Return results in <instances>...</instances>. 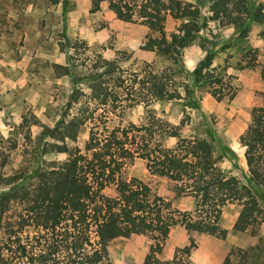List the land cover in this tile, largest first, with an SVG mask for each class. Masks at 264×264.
Segmentation results:
<instances>
[{
  "label": "trees",
  "instance_id": "obj_1",
  "mask_svg": "<svg viewBox=\"0 0 264 264\" xmlns=\"http://www.w3.org/2000/svg\"><path fill=\"white\" fill-rule=\"evenodd\" d=\"M49 2L65 6L69 0ZM104 4L118 20L146 25L150 33L143 49L172 62L162 70L147 65L132 74L134 79L131 74L115 78L126 82L130 107L182 99L193 103V88L186 85L182 95L175 75L183 70L185 51L207 25L206 12L221 27H232L240 40L248 39L252 24H264V0H91L90 12L100 11ZM168 16L180 22L170 35L165 30ZM202 40L207 42L204 37ZM201 45L205 54L190 73L193 85L208 83L211 95L221 101L229 96L225 76L216 67L211 68L215 53ZM243 60L246 62L241 69L259 70L264 80V64L258 60L257 48L249 49ZM95 67L98 71L89 76L95 108L82 106L73 117L65 114L54 125L38 116H33L31 122L24 118L25 125L39 127L38 140L44 152L67 157L52 168L35 169L31 182H8L11 186L0 193V229L6 234L0 244V264H113L110 243L134 236L149 243L146 264H191L196 248L194 233L227 237L228 230L221 225L227 205L238 204L241 208L234 224L236 232L257 228L264 222V207L254 188L264 189V92L258 94L260 102L253 107L250 123L240 136L249 171L247 182L242 183L219 167L209 132L182 136L176 126L153 114L139 125L111 126V111L97 112L121 97V92L111 91L105 82L106 75L120 68L104 58H99ZM56 70L60 75L70 73L63 65ZM81 95L78 88L74 100L79 102ZM88 123L92 124L89 138L80 144L79 135ZM25 137L31 139L29 133ZM171 138H178L176 145L168 144ZM16 147L13 144L12 148ZM136 157L146 161L151 174L176 182L180 192L194 200L195 210L173 208L142 181L125 180V161ZM111 187L115 195L107 192ZM12 203L22 207L15 225L7 216ZM176 226L186 229L189 243L176 248L170 259H164L166 243ZM27 228L37 230V234L25 236ZM229 262L228 256L224 264Z\"/></svg>",
  "mask_w": 264,
  "mask_h": 264
},
{
  "label": "rangeland",
  "instance_id": "obj_2",
  "mask_svg": "<svg viewBox=\"0 0 264 264\" xmlns=\"http://www.w3.org/2000/svg\"><path fill=\"white\" fill-rule=\"evenodd\" d=\"M90 8L91 0H69L65 6L53 5L49 0H0V193L11 186L8 182H31L35 169H49L66 159L65 154L44 152L43 143L38 140L39 127L25 125L24 118L31 122L33 116H38L54 125L65 114L73 117L82 106L89 104L91 110L95 108L97 102L91 99L89 76L98 71L95 66L99 58L114 61L120 68L106 75L105 82L111 91L121 92V97L114 104L101 106L97 112L111 111V126L139 125L153 114L176 126L182 136L209 132L214 139L219 167L246 183L249 171L240 136L250 123L253 107L260 102L258 94L264 92V80L259 70L241 69V66L251 48L258 49V60L264 64V24H252L248 39L240 40L234 36L232 27H221L211 21L205 10L207 25L185 51L183 70L175 75L182 95L186 85L193 88V103L182 99L130 107V101L126 100L129 94L124 88L126 82L115 78H127L131 74L134 79L132 74L143 71L147 65L162 70L172 62L143 49L150 33L146 25L118 20L105 4L96 13H91ZM179 24L168 16L167 34L176 31ZM201 44L215 53L211 68L216 67L225 76L229 96L221 101L211 95L208 83L193 85L190 73L205 54ZM58 65L66 66L70 73L60 75L56 70ZM78 88L82 93L79 102L74 100ZM91 127L88 123L82 128L80 144L89 138ZM25 133L31 139H26ZM177 142L178 138H171L168 144L174 146ZM15 143L17 147L12 148ZM15 176L19 178L13 179ZM122 176L125 180L136 178L147 184L173 208L195 210L194 200L180 192L176 182L151 174L141 158L126 160ZM254 188L264 207V189ZM107 192L115 195L112 187ZM12 205L7 216L15 225L22 207ZM240 210L238 204H229L223 209L221 225L228 230L225 239L206 233L193 234L196 248L190 257L191 264H224L228 256L229 264H264V222L257 228L236 232L234 224ZM24 234L33 236L37 230L27 228ZM5 239V232L0 229V244ZM188 243L186 229L174 227L162 258L170 259L176 248ZM148 244L145 238L137 236L113 240L109 245L110 259L113 264H146Z\"/></svg>",
  "mask_w": 264,
  "mask_h": 264
}]
</instances>
